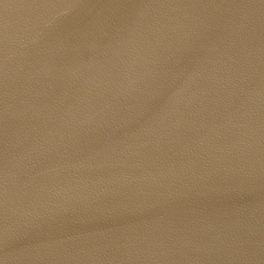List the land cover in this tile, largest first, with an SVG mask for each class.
<instances>
[{"label":"water","instance_id":"obj_1","mask_svg":"<svg viewBox=\"0 0 264 264\" xmlns=\"http://www.w3.org/2000/svg\"><path fill=\"white\" fill-rule=\"evenodd\" d=\"M0 264H264V0H0Z\"/></svg>","mask_w":264,"mask_h":264}]
</instances>
